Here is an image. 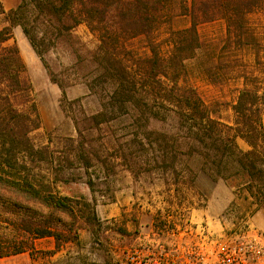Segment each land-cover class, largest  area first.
<instances>
[{
  "label": "trees",
  "instance_id": "obj_1",
  "mask_svg": "<svg viewBox=\"0 0 264 264\" xmlns=\"http://www.w3.org/2000/svg\"><path fill=\"white\" fill-rule=\"evenodd\" d=\"M0 14L9 23L0 27V257L53 256L81 229L101 230L94 198L57 190L82 175L92 188V160L110 169L91 146L96 134L134 176L170 175L163 182L176 199L202 172L264 213V0H19L7 11L0 3ZM217 21L220 34L200 35V25ZM80 24L96 35L94 47L74 34ZM13 26L42 60L65 49L98 99L94 113L70 117L76 136L61 151L30 136L39 117L25 64L5 43ZM191 59L208 83L230 85L233 100L206 102L187 82ZM58 85L62 107L78 101ZM44 238L52 248L37 247Z\"/></svg>",
  "mask_w": 264,
  "mask_h": 264
},
{
  "label": "rangeland",
  "instance_id": "obj_2",
  "mask_svg": "<svg viewBox=\"0 0 264 264\" xmlns=\"http://www.w3.org/2000/svg\"><path fill=\"white\" fill-rule=\"evenodd\" d=\"M18 2L0 0L5 11L15 7ZM186 23L185 18L178 20L181 27ZM8 24L5 14H0V27ZM222 29L221 21L198 27L200 35L205 38L220 34ZM11 33L5 43L17 47L25 64L39 117V125L31 131L30 136L38 145L48 144L51 149L61 151L65 138L76 136L70 117L80 116L81 111L94 113L99 109L98 99L87 88L84 75L76 70L74 59L65 49L51 48L42 60L19 26H13ZM74 34L88 48L97 44L96 35L85 24L78 25ZM196 62L197 59L186 62L189 69L187 82L198 89L202 98L208 103L214 99L233 100L234 93L230 85L216 87L208 83L198 72ZM48 71L55 81L50 78ZM58 83L64 85L67 100L78 101L62 107ZM222 117H231V111L222 112ZM94 137L96 140L91 146L106 157V165H112L110 169L106 170L101 163L92 160V166L88 169L94 182L92 188L82 175L73 181L58 182L57 190L62 195L77 199L94 198L97 216L102 221L101 230L92 234L81 229L77 241L64 243L53 256L33 259L24 253L4 260L5 264H118L124 251L139 244L182 243L191 231L190 222H206L218 234L243 230L257 232L264 241V213L252 212L253 208L247 202L234 196L233 188L228 183L221 179L213 180L200 172L195 187L182 190L179 201L172 197L173 186L163 182V178L171 181L170 175L141 173L134 176L111 155V144H102L97 134ZM237 142L243 149L248 147L240 138ZM74 171L82 174L83 169L75 168ZM196 210L203 212L200 217L194 216ZM116 229L121 233L116 232ZM37 247L50 249L53 239L38 240Z\"/></svg>",
  "mask_w": 264,
  "mask_h": 264
},
{
  "label": "built area",
  "instance_id": "obj_3",
  "mask_svg": "<svg viewBox=\"0 0 264 264\" xmlns=\"http://www.w3.org/2000/svg\"><path fill=\"white\" fill-rule=\"evenodd\" d=\"M189 224L182 243L139 244L124 251L118 264H264V241L257 232L218 234L206 222Z\"/></svg>",
  "mask_w": 264,
  "mask_h": 264
},
{
  "label": "crops",
  "instance_id": "obj_4",
  "mask_svg": "<svg viewBox=\"0 0 264 264\" xmlns=\"http://www.w3.org/2000/svg\"><path fill=\"white\" fill-rule=\"evenodd\" d=\"M263 124H264V117H263ZM197 182V177H196V181H195V183ZM197 186V185H196ZM232 192V191H231ZM202 211H195L194 212V216H196V217H200L201 215H202ZM20 254H24V253H20ZM20 254H17V255H13V256H9V257H0V264H5L4 262V260H6V259H8V258H10V257H15V256H18V255H20Z\"/></svg>",
  "mask_w": 264,
  "mask_h": 264
}]
</instances>
